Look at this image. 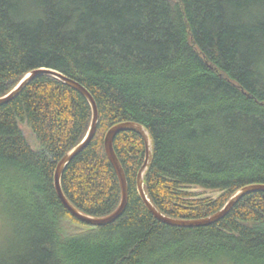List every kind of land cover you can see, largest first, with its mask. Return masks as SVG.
Listing matches in <instances>:
<instances>
[{
    "label": "trees",
    "instance_id": "1",
    "mask_svg": "<svg viewBox=\"0 0 264 264\" xmlns=\"http://www.w3.org/2000/svg\"><path fill=\"white\" fill-rule=\"evenodd\" d=\"M40 68L81 84L99 108L95 137L62 177L83 213L121 202L104 140L123 122L150 135L145 190L170 218H207L264 184V0H0V97ZM91 121L86 98L49 76L0 106V264H264V192L211 226L163 224L138 194L146 147L132 131L114 141L124 214L96 228L74 218L54 175Z\"/></svg>",
    "mask_w": 264,
    "mask_h": 264
},
{
    "label": "water",
    "instance_id": "2",
    "mask_svg": "<svg viewBox=\"0 0 264 264\" xmlns=\"http://www.w3.org/2000/svg\"><path fill=\"white\" fill-rule=\"evenodd\" d=\"M42 76L53 77L55 79L62 81L64 84L68 85L69 87L73 88L74 90H76L86 98L92 109V121L87 136L79 145H77L74 149H72L58 163L54 175V186L60 202L62 203L64 208L81 223H84L85 225L94 228L108 226L116 222L127 209V206L129 204V197H130L128 180L125 174V170L114 150L115 138L123 131H132L138 133L145 142L146 155H145L144 163L137 175V181H136L137 191L147 210L153 215L155 219L162 222L163 224H166L171 227H179V228H199V227L211 226L217 224L225 217H227L234 209V207L245 196L251 193L264 192V184L248 185L246 187L241 188L235 194H233L232 197L229 199V201L226 203V205L219 212L207 218L197 219V220H182V219L170 218L164 215L163 213H161L154 206V204L151 202L145 190V174L149 170L153 161V144L150 135L148 131L140 124L134 122H123L113 126L106 134L104 140V147L106 154L120 182L121 192H122L121 202L118 208L113 213L107 216L93 217L83 213L82 211L77 209L73 204H71V202L65 196L62 188V177L67 166L91 144L93 138L96 135L100 114H99L98 105L95 99L93 98V96L91 95V93L78 82L68 78L67 76L63 75L62 73L56 70L48 69V68H40L28 73L26 76H24V78L11 92H9L7 95L3 97H0V106L12 102L14 99H16V97H18L22 93V91L32 81Z\"/></svg>",
    "mask_w": 264,
    "mask_h": 264
},
{
    "label": "rangeland",
    "instance_id": "3",
    "mask_svg": "<svg viewBox=\"0 0 264 264\" xmlns=\"http://www.w3.org/2000/svg\"><path fill=\"white\" fill-rule=\"evenodd\" d=\"M21 127H22V130H23V132H24V135H25L26 138L29 140V142L31 143V145H32L35 149H38V148H39V146H38V142H37V140H36V137H35L34 134L32 133V131L30 130V128H29L26 124L21 125ZM66 223H67L68 228L70 229V232H71L72 230H74V229H73L74 224H72L73 222H72L71 220H67Z\"/></svg>",
    "mask_w": 264,
    "mask_h": 264
}]
</instances>
